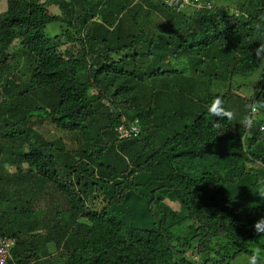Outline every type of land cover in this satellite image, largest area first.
Instances as JSON below:
<instances>
[{
  "label": "trees",
  "instance_id": "1",
  "mask_svg": "<svg viewBox=\"0 0 264 264\" xmlns=\"http://www.w3.org/2000/svg\"><path fill=\"white\" fill-rule=\"evenodd\" d=\"M135 1L7 0V10L0 15V236L19 241L9 264H200L184 257L189 250L205 262L239 264L248 260L254 247L264 251V235L253 230V224L264 217V206L258 204L264 176L239 196L232 192L237 182L259 173L249 165L260 162L264 167V141L258 144L264 132L255 123L248 129L237 124L236 117L218 119L209 114L217 97L224 109L229 103L236 109L240 102L234 99L233 81L253 77L264 62L260 59L264 0H236L234 10L220 6L219 0H202L214 8L182 13L159 0H142L147 4L143 7H135ZM51 6L60 7L61 15H51ZM126 20L132 34L138 31L129 46L123 38ZM90 21L97 24L86 33ZM54 22L64 28L49 37L47 27ZM245 34L249 37L244 42L237 38ZM235 39L243 42L239 52L230 47ZM137 47L141 52L152 47L148 55H156L162 63L166 54L189 60L182 61L181 70L151 65L147 74L146 67L140 70L130 59L136 56L142 62L137 53L125 54L118 62L112 57ZM12 48L35 61L25 85L16 75L20 59L12 56ZM126 63L132 67L128 69ZM188 68L191 77L180 78ZM111 75L139 81L151 77L153 85L157 76H174L193 94L195 116L163 142L155 135L148 139L145 126L156 127L154 104L159 99L170 104L175 95L169 97L164 87H153L151 103L140 105L134 93L145 88L131 86L128 79L111 81ZM259 78L246 99L250 105L264 100V73ZM110 88L116 89L109 92ZM34 92L40 94L41 105L19 103V98ZM52 92L59 103L49 109L45 104L54 97ZM104 113L107 119L102 126L99 115ZM126 113L134 114L142 126L140 136L132 141L146 146L128 164L114 161L118 166H112L100 159L110 146L128 141L115 131ZM29 119L48 120L57 137L55 132L51 142L32 141V129H23ZM66 134L72 139L76 134L82 142L80 150L71 153L77 156L76 164H66L60 172L53 151L69 153L68 144L62 142ZM93 179L109 188L111 205L125 201L131 191H147L151 206L154 201L162 204L156 225L134 228L105 208L90 207ZM49 184L69 198L67 218L60 213L43 218L46 206L39 197ZM167 198L178 199L187 215L166 209ZM191 217L198 223L180 236L177 227ZM242 234L249 235L248 243L239 239ZM261 261L264 264V257Z\"/></svg>",
  "mask_w": 264,
  "mask_h": 264
},
{
  "label": "rangeland",
  "instance_id": "2",
  "mask_svg": "<svg viewBox=\"0 0 264 264\" xmlns=\"http://www.w3.org/2000/svg\"><path fill=\"white\" fill-rule=\"evenodd\" d=\"M148 1V0H147ZM236 0H219L220 6H224V8H231L234 10L236 7L235 4ZM135 7L137 6H146V2L142 0H137L133 3ZM80 8V6L78 7ZM135 9V8H134ZM7 10V0H0V15L4 13ZM49 12L51 15H61V9L60 7L57 6H51L48 8ZM161 15V14H160ZM95 21H90L88 26H86L85 30L86 33L88 32V29L92 26H94ZM129 26V20H126L125 22H122V28L124 30H127V27ZM64 28V24L54 22L48 25L47 27V35L49 37H54L55 35L59 34L61 30ZM149 31V30H148ZM249 37V35L245 34L243 36H238L237 38L242 39L241 41H245ZM243 42H239V40L235 39V42L233 44H230V47L232 50L235 52H239L241 49V46ZM128 43H130V40H128ZM14 48H17L14 46ZM14 48L11 49V54L12 56H17L20 59V62H18L19 68L16 73L18 79L22 81V83L25 85L29 82L32 74V69H30V66L35 67V61L33 59H27V56L20 52L14 50ZM152 47L147 49V52H141L143 49H138L135 50L133 53L139 54V59H142L143 61H137L136 56L134 58H130L132 61L135 59L137 62L136 64L140 65L141 68L140 70H143L145 67V71L147 74L150 73V66H155L157 65L158 68L163 69V70H169V69H175V70H181L182 68L184 69V64L182 61L184 60H189V58L184 57L178 60H175L170 54H166L162 60L164 61L163 63L159 60H157V56L153 55L154 57L148 55L149 51L151 50ZM168 49L171 51L174 49V46L168 47ZM132 51L129 49H124L122 52H120L117 56L115 54H112V57H114L117 62L119 61L120 54H130ZM162 53L163 50L161 51ZM146 53L145 59H143V54ZM155 53H159V51L156 50ZM128 59V58H127ZM125 59V61L127 60ZM194 59H197V57H194ZM260 59H264V55L260 56ZM170 62V64H167V62ZM132 64V63H131ZM167 64V65H165ZM261 65V63H260ZM33 67V68H34ZM128 69L130 68L127 66ZM134 67V66H133ZM144 67V68H143ZM184 71V70H182ZM264 70L259 69L254 73V76L247 79V78H240L237 81H233V92H234V99L239 101L240 104L236 105V109L232 106L231 103H229L227 106H225V109L231 113H234V117L238 116L239 117V123L248 116L249 110H250V104L249 102L246 101V99H249L250 96L254 93V89L256 88L258 82L260 81L259 76L263 74ZM192 72L191 69L188 68L187 71L184 73H181L180 78L183 77H191ZM116 79V76L111 75L110 80L113 81ZM123 79H128V77L123 78ZM123 79L121 77H118L116 81L122 82ZM133 78H129L130 80V85L131 86H139L140 88H145V91H137L134 93V95L137 96L136 103L140 105H148L151 103L150 99V88L153 87H164L165 91H169L167 94L169 97L172 95H175L171 100H173L170 104L167 101H162V100H157L156 103L154 104L155 107H157V113L154 117V122L156 124V127L153 128L152 125L147 124L145 126V132L148 137V139L152 136H156V139L160 142L165 141L167 138L173 136L174 133L178 132L177 130H180V126H184V124L187 125V123L191 122L193 119V116H195V112L192 111V105L190 101V97H194L193 94L189 92L186 89L185 85L182 87L181 81L177 78H174V76H157L156 78H153V82L156 84L153 85L151 83V77L147 78L145 81H139V80H132ZM136 79V78H135ZM80 81H85V77H81ZM109 81V82H111ZM22 84V85H23ZM168 84V85H167ZM167 85V86H166ZM197 85H202V83H198ZM242 85L243 87L240 88L239 86ZM100 87V86H99ZM166 87V88H165ZM100 88H104L103 85H101ZM195 91L196 87L194 86ZM116 88H110L109 92L112 90L114 91ZM229 89V86L227 85L225 87V92H227ZM224 92V93H225ZM54 93V97L51 99L47 100L46 107L51 108L53 105H56L59 103V100ZM39 95L37 92L31 96V97H26L25 100L23 99L22 102L24 104H28V106H33L35 107L36 105H41L42 102H39ZM135 96V97H136ZM20 99V98H19ZM107 99H110L108 97ZM56 101V102H55ZM107 104H109L107 102ZM99 108V106H98ZM103 110V109H102ZM22 113L21 111H19ZM262 114V115H261ZM130 117H134V115H131ZM101 125L103 126L105 124L104 120L107 119V114H102L99 115ZM258 119H264V111H260L259 114L257 115ZM29 122L27 125L23 128L24 130L27 129H32L30 132V135H32V141H41V139L48 140L47 142L44 141L45 143L51 142L54 140V133L56 132V137H57V131L55 130V127L48 121H40L38 119H29ZM175 121V122H174ZM181 123V125H176L173 126L174 123ZM73 139L71 138L70 135H64V140L62 141L63 143L68 144V149L69 153L66 152H59V151H53V154L56 156V160L59 163V169L62 172L64 170V165L70 164V165H75L77 156L72 155L73 151H78L80 150V145H81V138H76V134L72 135ZM264 141V135L262 137V140L259 143H263ZM56 145V144H55ZM129 148L133 147V150L131 148L124 149V146ZM146 146V142H135V141H126L124 143H119L116 146H110L108 149H106L105 153L101 157V161L107 162L112 166H118L117 163L114 161H124V163L128 164V159L132 158L135 154L143 152V149ZM57 150L60 149L58 145L55 146ZM83 148V147H81ZM66 154V155H65ZM65 155V156H64ZM96 162H99V159L95 160ZM249 167H254V169H257L259 173H257L252 180L248 179H242L239 182H237L234 187H233V194L239 196V194L243 193L246 191L249 187L252 188L251 183L254 182L256 179H261V176H264V167L261 165V163H256L249 165ZM61 176H64V173L61 174ZM93 185L92 189L93 190V196L91 195L90 200H89V205L90 207L101 211L103 208L107 209L108 213L110 215H113L120 219L121 221L125 222L128 225H131L134 228H140V229H150L153 228L156 225V222L158 221V217L160 216V211H161V202L154 201L152 206L150 205V199H152V195H149L147 191L145 190H139V191H131L130 194H128L127 199L123 202L119 203H114L111 205L108 203L110 193L109 188L103 186L100 184V182H97L96 180H92ZM264 182V178L262 180ZM261 192L264 194V185L261 187ZM98 200H95V199ZM108 198V200H107ZM39 200L41 201V204H44L46 206V210L44 213L45 219H52V217H55L58 213L62 215V217H68V208H69V198L64 195L61 191H59L55 186L49 184L46 186L45 190L41 193ZM106 202V203H105ZM166 206V209H173L175 212H179L180 214H183L185 212V207H183L182 203L178 199H165L164 203ZM259 206H264V197L260 198V202L258 203ZM183 215H187V212ZM50 217V218H49ZM197 224V219L195 217H191L188 219L187 223L185 225H182L180 227H177V232L179 235L186 234L188 231L189 227H193L194 225ZM239 239L245 243L249 242V235H244L242 234L239 236ZM258 247H254L253 250H256ZM261 249V248H260ZM262 250V249H261ZM262 252H264L262 250ZM211 257H214V254H211ZM261 257H264L262 255ZM201 259V264H202ZM203 264H213L209 262H205L203 260ZM239 264H248V260L245 259Z\"/></svg>",
  "mask_w": 264,
  "mask_h": 264
},
{
  "label": "clouds",
  "instance_id": "3",
  "mask_svg": "<svg viewBox=\"0 0 264 264\" xmlns=\"http://www.w3.org/2000/svg\"><path fill=\"white\" fill-rule=\"evenodd\" d=\"M192 4L190 5H187L185 8L181 9V10H177V9H173L175 10L177 13H182L183 11L185 10H195V11H201V10H212L214 8V5L210 2H204L202 0H190ZM130 28L131 26L129 25L127 27V30H125L124 32V35H123V38L125 39V44L126 46H129L130 43H128V40L131 41L134 40L137 36H138V31H136V29L133 31V34L130 32ZM261 47H264V45H261ZM131 50L132 52L130 54H134L133 52L135 50H138V47L136 49H129ZM11 53V52H10ZM117 56V55H116ZM124 56V54H120L119 57V61L121 60V58ZM140 60V59H139ZM117 61V60H116ZM127 66L129 67H132L130 64L126 63ZM259 69H262L264 70V62L261 63V65H259L257 71ZM264 73V72H263ZM32 75V74H31ZM29 83V82H28ZM22 87H24V85H21ZM96 94V92H95ZM32 95H28L27 97H31ZM19 103L20 104H23L22 100L23 99H19ZM25 100V98H24ZM41 101H39L40 103ZM44 105V104H43ZM46 106V105H45ZM251 108L249 110V114L247 117H245L241 123H239V117L236 116L235 118V122L237 124H242L243 127L247 128L248 129H251L253 124L255 123L256 124V127H260L261 131L264 132V120L262 119H258L257 118V115H258V112L260 111H264V100H255L253 101L252 105H250ZM209 114L210 115H214L216 116L218 119H221V118H228V119H233L234 118V113H231L229 111H227L226 109L223 108V100L220 98V97H217L215 100H213L212 104L209 106ZM131 115H134L132 113H126V114H123L122 117H121V123H122V118H126L128 119L129 121H135V120H138L139 119L134 115V117H130ZM261 123V126H259V124ZM139 125H140V122H139ZM119 126L116 127V129L118 128ZM115 129V131H116ZM142 132V126L140 125V134ZM139 134V136H140ZM138 136V137H139ZM136 137V138H138ZM136 138H133V139H129L128 141H132ZM260 163V162H258ZM262 165V164H261ZM97 178L96 175H94V179ZM93 179V180H94ZM261 197H264V194H260ZM196 218V217H195ZM197 219V218H196ZM187 223V222H186ZM185 223V224H186ZM197 223H198V219H197ZM184 224V225H185ZM190 228V227H189ZM253 230L258 234V235H264V217H260L254 224H253ZM188 232L186 234H183V235H180V236H185L187 235ZM2 237H5V238H9V239H14L15 240V243L12 247V252L14 251V248L15 246L18 244V239L17 238H14V237H8V236H2ZM198 249V247H197ZM196 249V250H197ZM12 254V260L13 261V253ZM264 255V252H262V250L260 248H257L251 256L248 257V264H262V261H261V256ZM185 258H188V259H193L194 262H200L201 261V256L200 254L199 255H194L192 251H187L184 255ZM10 261V262H11ZM9 264V263H8ZM201 264V262H200Z\"/></svg>",
  "mask_w": 264,
  "mask_h": 264
},
{
  "label": "built area",
  "instance_id": "4",
  "mask_svg": "<svg viewBox=\"0 0 264 264\" xmlns=\"http://www.w3.org/2000/svg\"><path fill=\"white\" fill-rule=\"evenodd\" d=\"M170 8L177 9L178 11L185 8L187 5L192 4L190 0H159ZM122 139L129 140L139 136L140 125L139 121H129L122 118L121 125L116 129ZM15 243L14 239H9L0 236V264H8L12 260V247Z\"/></svg>",
  "mask_w": 264,
  "mask_h": 264
}]
</instances>
